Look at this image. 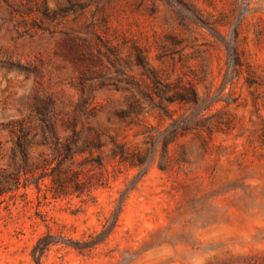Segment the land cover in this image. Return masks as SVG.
<instances>
[{"label":"rangeland","instance_id":"1","mask_svg":"<svg viewBox=\"0 0 264 264\" xmlns=\"http://www.w3.org/2000/svg\"><path fill=\"white\" fill-rule=\"evenodd\" d=\"M184 1L224 22L245 12L238 38L243 68L233 69L221 37L198 26L184 30L177 9L160 0H0L3 166L19 124L40 132L43 120L57 122L64 138L67 121L76 118L146 152L147 128L171 121L142 95L141 123L115 115L137 92L127 82L142 80L133 44L171 81H192L204 108L212 105L199 117L201 127L171 145L168 172L159 168L160 147L149 153L150 167L109 165L90 197L45 199L50 179L41 193L30 176L27 188L22 179L14 198H0V264H36L32 249L49 231L79 240L101 232L116 211V228L91 254L57 245L43 263L236 264L243 256L264 257V0H251L248 11L241 0ZM232 29L218 27L227 40ZM141 90L149 93L144 84ZM170 108L175 118L195 113Z\"/></svg>","mask_w":264,"mask_h":264},{"label":"trees","instance_id":"2","mask_svg":"<svg viewBox=\"0 0 264 264\" xmlns=\"http://www.w3.org/2000/svg\"><path fill=\"white\" fill-rule=\"evenodd\" d=\"M160 1L166 7L177 9V20L179 26L184 30L189 31L190 26H198L207 28L211 33L221 37V42L227 47L234 70L245 66L243 52L238 43L241 18L245 12H242L235 22H224L210 12L206 17L202 9L184 0ZM204 1L208 3L209 0ZM241 2L246 6L244 11H248L251 0H241ZM69 3L72 5V2ZM212 7L216 9V6ZM39 9L37 10L39 13L46 15ZM229 25H232L233 29L230 39L227 40L218 31V27H228ZM131 51L134 65L141 70L142 80L139 83L127 82L129 87H133L137 92L130 97L127 108L116 111L115 115L122 121H129V125L141 123L142 120L139 117L143 114L144 107L137 95H142L143 98H148L154 109L161 112L162 121L166 119L171 121L165 129L147 128L148 136L145 144L149 145V148L146 152L130 146L125 138L120 140L119 136H113L106 130L86 124L79 126L76 118L67 121V133L69 132V134L64 138L58 134V124L55 121L43 120L40 132H33L31 127L20 123L19 132L16 134V139L10 150L8 166L1 165L6 155L3 153L4 149L0 143V198L8 194H10V198H14L15 193L21 188L22 179H24L22 187L29 186V176L33 179L32 183L35 184L38 193L43 192L44 182L50 179V187L44 185L47 188V191L44 192L45 199L48 198V193L53 199L73 195L79 198L90 197L92 191L103 184L109 165L117 163L132 168L150 167L148 155L151 152L157 153L160 147H162L163 161L159 168L163 172H168V165L174 162L170 155L171 145L176 143L180 137L201 127L199 117H203V112L210 109L212 105L203 107L204 102L192 81H185L181 77L171 81L169 76L165 77L161 74L162 70L150 65L141 47L133 44ZM116 57L121 59L118 54ZM142 84L146 86L149 93H144L141 90ZM173 105L189 106L195 109V113L190 117L175 118L177 111L170 108ZM79 111H83L82 106ZM84 114L92 115L87 110H84ZM65 125L63 123L61 126ZM38 137L41 139L39 140ZM181 155L184 157L185 150H182ZM175 161L178 165L183 162L180 159ZM119 216V211L113 212L111 217L106 220L101 232L94 230L87 237L84 236L79 240L69 239L63 235L55 236L49 231L34 245L32 258L36 264H44L43 257L53 246L57 245L72 248L82 255L91 254L108 240L117 226ZM233 264L235 263L233 262ZM236 264H264V257L259 255L243 256Z\"/></svg>","mask_w":264,"mask_h":264}]
</instances>
